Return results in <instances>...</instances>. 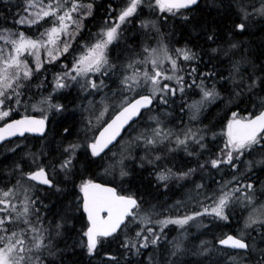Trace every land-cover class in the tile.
Returning <instances> with one entry per match:
<instances>
[{
	"label": "snow or ice",
	"instance_id": "obj_1",
	"mask_svg": "<svg viewBox=\"0 0 264 264\" xmlns=\"http://www.w3.org/2000/svg\"><path fill=\"white\" fill-rule=\"evenodd\" d=\"M144 3L145 0H126L118 13L109 4L108 14L112 16V20H105L96 33L81 41L77 51L74 42L83 34V20L92 15L94 3L85 5L82 0H23V6L17 12L19 19L15 20V24L26 25L28 30L34 26L38 35L32 37L26 35L25 31L0 29V40L4 41V45L0 46V141L16 136L23 138L25 133L44 134L48 119L46 113H62L66 110L65 104L53 103V93L79 85L81 92L94 96L107 87L104 79L114 78V81H118V86L112 90L111 95L102 96L99 102L90 100L87 106L81 105L87 113L82 125L86 141L85 156L92 163L107 156L110 148L116 147L114 142L127 133L128 139L120 140L119 149L109 157L111 163L106 167V172L114 174L118 169L120 177L129 175L126 160L135 146L144 151V155L139 158L141 169L145 163L159 168L154 173L157 188L162 184L167 190L169 181L173 178L187 180L197 172L207 170L223 172L230 169L236 174L230 179L217 182V187L210 191L205 184L196 183L194 189L189 191L187 202L177 201L175 205L164 209L170 212L175 208V216L167 215L155 221L153 216H160L162 213L156 211L155 205L143 208L142 199L135 193L121 195L116 187L96 183L93 179H83L78 185L73 183V188H78V193L74 205L69 201L67 210L70 212L75 207V211L79 212L82 208L83 214H86L87 227L83 231V237H86L87 242L84 245L82 239L81 244L86 247L87 253L92 255L97 250L101 238L112 237L124 230L121 247L139 254L149 246H157L168 225H176L180 229V235L171 242L172 249L167 258L168 264H175L173 258L183 251L186 226L205 217H210L213 221L230 222L238 208L242 214L247 212L243 217L242 227L235 234L222 233L214 238V243L202 240V252L198 254L214 256L215 259H210L209 264H220L221 260L223 264H264V247H260L264 245V203H258L255 179L248 176L257 165L264 171V98H260L262 110L258 114L240 117L236 111L231 113L222 132L223 146L215 153L211 151L209 144L215 143L217 133L212 132V139L208 141V133L211 132L208 125L165 128V121L161 116L168 113L153 111L157 99L160 102L157 107H166L170 100L175 102L178 92L183 96L186 87L194 85L199 89L200 98L191 103L185 100L180 111L183 113L187 109L190 114L189 122H196L204 106L221 95L215 83L218 73L212 70L199 73L195 67L186 72L181 67V60L192 61L197 58V54L187 45L176 48L173 52L164 42L165 37L157 21L152 19H142L138 23L145 30L146 36L148 33L155 35L156 44L153 46L146 41L140 52L132 53L123 60L117 57L116 62H113L110 59V46L119 41L122 26L129 23L130 18L134 19V14H138V9ZM197 4L198 0H147V6L153 11L159 9L161 13L167 12L173 16L180 15L182 11H190L191 6ZM258 4L257 7L255 2L245 3V0H234V3L229 4V8L235 9V17L240 21L233 24L234 32L242 34L253 16L264 18V0H258ZM182 19L187 21L189 17L183 16ZM49 21L50 26L40 30L42 24H48ZM207 40L215 43V32L207 35ZM238 47L237 43H230L227 48H212L211 52H223L227 58ZM26 54L34 58V68L25 58ZM69 54L72 55L71 66L62 65L64 70L53 75L52 92L48 95L41 92L37 98V93L32 92V81L45 68V58L48 64L59 63L61 58L67 59ZM242 62L232 61L229 77H220L221 80L230 79L233 82L235 91L229 92V97L252 92L257 86V80L264 85V78L261 77L248 76L247 83L245 77L236 79ZM97 75L104 77L99 83L92 78ZM195 75L201 77L200 82L193 80L192 84H186L187 77ZM206 81L213 83L208 86ZM42 84L43 82L36 85L38 92ZM228 103H232V100L229 99ZM29 104L45 115L39 119L30 115H22L19 119L11 118L20 106L27 109ZM255 107L254 104L253 111ZM146 114L145 126L140 127ZM63 131L66 135L71 134L68 127ZM165 145L168 146L167 154L183 149L187 157L195 158L196 166L175 172L171 167H160V162L166 155L158 149ZM22 147L27 146L15 145L7 151L15 153ZM80 147L79 143L64 146L60 152L63 158L58 164H53L51 170L46 164H38L39 158L32 152L25 155L31 156V166L35 170L25 172L22 162L14 164L10 175L16 177L15 183L9 180L10 186L6 184L0 187V264H45V254L53 255L50 251L51 223L45 227L46 217L37 208L38 202L46 209L47 205L35 198L34 190L39 186H47L49 190L55 189L56 193H63L65 190L56 183L53 176L62 172L65 174L64 183L69 182L75 174L74 162ZM205 152L208 155L201 160L200 157ZM254 153L258 159L243 161L245 155L252 156ZM242 162L246 165L245 172L240 171ZM259 191L260 195H264V184ZM188 202L193 205V209L199 210L189 211ZM181 208L185 209L183 215L180 214ZM130 224L138 225V230L133 235L128 234L131 231ZM155 226L160 231H156ZM60 227L61 224L57 223L56 228ZM253 232L256 233L255 236L252 235ZM230 251L236 255H228ZM109 259L116 261L117 258L109 255ZM147 264H153L151 256Z\"/></svg>",
	"mask_w": 264,
	"mask_h": 264
},
{
	"label": "trees",
	"instance_id": "obj_2",
	"mask_svg": "<svg viewBox=\"0 0 264 264\" xmlns=\"http://www.w3.org/2000/svg\"><path fill=\"white\" fill-rule=\"evenodd\" d=\"M82 2L85 5L88 3H94V8L92 10V15L85 17V21H83L84 26L82 29L83 34L78 40L74 42V46L89 38L90 34L95 33V29L99 27V23L103 18L104 21L112 20V16H110L107 12V7L109 4H112V6L117 9L118 12V10L124 6L126 0H82ZM253 2L259 6L258 0H245V3ZM232 3H234V0H200L197 5L191 8L190 11H182L181 14L177 16H173L172 14L166 12L158 13L156 9L154 12L147 13L144 6H142L140 9H138V14H134V19L130 18V22L122 26L121 37L118 41V44L112 46V56L113 53H118V47L120 50H122L120 51L119 55L116 54L115 56H120L119 58L122 59V54L125 55L127 49L131 53H137L140 52V45L143 42L148 41L151 45L154 43V35L152 33H148L146 36L144 34L145 30L139 27L138 21L142 20L144 17V19H156L158 24L162 27L161 32L164 34V37H166L165 39H168L169 42L173 43L175 46L177 44L181 48L187 45L188 48L197 54L196 59L188 62L191 65L190 70L193 67L197 68L199 73H205L209 70H212L217 72L218 76L223 75V77L228 78L231 62L235 60H242L243 62L240 65L241 71L239 76L236 77L237 80H239V78L242 76L245 77V82L247 83L248 76H253V78H264V71H262V69H264V18L253 16L247 22V29L242 34L238 31L234 32L233 24L239 23L240 21L235 17V9L229 8V4ZM22 6L23 0H0V29H11L10 27L15 25L13 20L19 18L17 12L18 8H21ZM145 14L151 15H147L146 17ZM113 15H115V13ZM183 16H188L189 19L185 21L182 19ZM50 23L51 22L49 21L48 24H42L41 29L43 30V28L48 27ZM213 32H215L217 36L215 43L207 40V35L212 34ZM27 34L38 35V31L33 26L31 30H27ZM149 34L153 36H149ZM230 43H237L239 47L234 49L227 58L224 57L223 52H211L212 48H227L228 44ZM76 50L78 51L79 49L77 48ZM112 56L110 55V59ZM116 57L112 59H116ZM71 59V54L67 56V59L62 58L64 64H68V66L71 65ZM45 65V68L41 70L32 81V92H38L36 85H40L42 82V87L39 90L40 93L52 90L51 73L60 70L61 65L58 66L57 64L55 67H51L50 64L47 63H45ZM187 78H192L198 83L201 79L199 75L188 76ZM226 82L227 83L225 84H219V89L217 88V90L220 91L222 98L201 112L202 117L199 118V121H201L204 125H208L210 128L218 130L224 128L225 124L227 123V119L231 116L233 111L238 112L240 117H246L249 114L254 115L262 108L260 103H258L260 98H264V85L261 84L260 80H257V86L252 92H244L240 97H229L228 93L235 91V89L232 85V80L226 79ZM212 83L213 81H206L208 86H211ZM64 96H67V98L66 101H64L66 110L63 113L67 112L70 108H72V110L76 113L74 106L77 104L72 100L70 94ZM180 97L181 96L177 94L175 97V102L173 103V101L170 100L168 106H166L170 114H176L177 112L180 113V108L184 103L181 101ZM229 99L232 100V103H228ZM254 104L256 107L253 111ZM13 107H15V105ZM245 109H247V111H245ZM22 111L24 113H28V107L26 109L24 106H20L17 112H20L21 114ZM180 116H183V113H180ZM170 117H166L165 119L163 118V120L167 122ZM174 119H178V117L175 116ZM82 121V116L79 113L76 114V116H74L72 113H67L63 117L57 118L55 121L48 120V129L43 137L33 138V136H30V140H28L26 137L29 135H27L23 138L12 140V143L10 144L12 148L15 145H26L27 147H22L20 151H16L15 153L7 151V149H10L8 148L10 145H8L7 148L0 150V176L2 174H8L6 178H0V187L8 184L9 180L11 183H15L14 180L16 177L13 175L9 176V174L12 172L15 163H21L22 159L25 160L26 157L31 158V156H26L25 153L32 152L36 154H45L50 156V159L46 161V165L50 167L51 164H55L56 160L59 159L58 153L61 150L63 143L72 139L75 137V135H77V133L81 132ZM66 127L70 128V135L64 134L63 130ZM44 139H47L45 146H40V144L37 145L39 141ZM16 141L17 144H14ZM8 143H10V141ZM55 151L57 153L53 155ZM85 152L86 149H83L78 154L73 168V172L75 174L71 176L68 183H64L65 180L57 181V179H54L56 183L65 190L63 193H56L55 189L49 190L48 188L41 186L35 195V198H38V201H42L43 205H47L46 209L45 207L41 206L40 202L37 203V208H39L40 211H47V214L45 213L47 215V224L50 222L51 228L56 227L57 223L61 224L60 240L62 239V245L57 247L59 252H56L57 259L54 260L55 262L49 263L147 264V262H144L137 254L129 252L128 250L121 247L124 240V236H122L120 233L121 231H119L118 234H114L111 238H101V243L98 245L97 250L92 255H89L87 251L84 250V246L82 245L79 250H76L78 240L81 242L83 239L85 244L83 231L87 227V221L85 215L82 212V208L79 212L75 211V207H73L72 211L70 212L67 210L69 201H72L74 205L76 195L78 193V188L74 189L73 183L78 185L81 180L88 178L95 181L97 180L112 184L119 192L135 193L138 198L142 199L143 208H148L150 205H155V203L157 204L158 202L159 204L166 203V201H163L166 194H164V196L161 198L158 197V194H160L161 191H159L157 185H155L157 184V181L154 179L155 176L154 173H152V168H150V166L145 164L144 168L141 169L139 164H134V162H131L126 167L129 175L122 177V180L119 182L111 180L106 181L99 177H95L101 168L100 164L103 157L101 159H97L95 163H92L91 160L85 156ZM172 163L179 164V159L172 158ZM32 168L35 170V168L32 166L28 169V171L32 170ZM248 176L254 177L256 186L261 188V185L264 184V171H261L260 167L252 169ZM178 190L179 189L177 187L175 190H170V192H176ZM244 214L245 212L242 214L237 208L234 218L242 219ZM155 217L153 216V221H155ZM155 227L156 229L158 228V226ZM225 227L228 228V225L226 224ZM136 231L137 230L134 232L130 231L128 234L133 235ZM228 231L233 234L236 233L232 232L231 229ZM217 234L211 238L212 241L221 233L218 232ZM169 237L170 235L168 236L167 234L163 233L160 239V259L153 251V246L149 247L151 250L149 254H145L147 257L146 259H148L149 256H152L153 264H157L156 260H158L160 264H168L167 258L170 255L172 244L165 241ZM174 237L177 236L174 235ZM188 242V244L185 243L186 246H183L184 251L173 258L175 264H209L210 259H215L214 256L207 257L205 255L198 254L202 252V249L200 248V242H198L196 238L189 240ZM197 250L199 252H196ZM109 255L116 257V261L110 260ZM220 264H223V262L220 261Z\"/></svg>",
	"mask_w": 264,
	"mask_h": 264
},
{
	"label": "rangeland",
	"instance_id": "obj_3",
	"mask_svg": "<svg viewBox=\"0 0 264 264\" xmlns=\"http://www.w3.org/2000/svg\"><path fill=\"white\" fill-rule=\"evenodd\" d=\"M147 3H146V0H145V4L143 5L144 7H145V11L146 12H148V13H150V12H154L152 9H150L147 5H146ZM258 7V6H257ZM250 11H251V9H249ZM156 11L159 13L160 12V10L159 9H156ZM118 13V12H117ZM167 13V12H166ZM146 15V17H147V15H151V14H145ZM107 16H108V14H107ZM19 19V18H18ZM17 18L15 19V20H18ZM15 20H13V23H15ZM152 20H156V19H152ZM83 21H85V20H83ZM157 21V20H156ZM103 23H104V18L102 19V21L99 23V27H97V29H95V33L103 26ZM157 23H158V21H157ZM50 26V25H49ZM158 26H160L159 24H158ZM11 28V30H13V31H16V32H19V31H25V33H26V35H28V36H32V37H35L36 35H29V34H27V26L26 25H17V24H15L14 26H11L10 27ZM1 29H4V28H1ZM161 29H162V27L160 26V31H161ZM40 30H42V29H40ZM149 36H153V35H151V34H149ZM121 37V36H120ZM154 37H155V35H154ZM164 42L169 46V48L171 49V50H173V52H174V50L176 49V48H181L180 46H178L177 44H176V46L173 44V43H171V42H169L168 41V39H165L164 40ZM169 42V43H168ZM145 42H143L141 45H140V50H141V46H143V44H144ZM116 44H118V42H115L113 45H116ZM156 44V37L154 38V43L152 44L153 46ZM4 45V41L3 40H0V46H3ZM78 45L79 44H77L75 47H76V49L78 48ZM112 45V46H113ZM112 46H110V55L112 56ZM121 46H123V45H121ZM122 50V49H121ZM120 48L118 47V53H113V56H112V58H115L116 56V54H120ZM121 54H122V52H121ZM132 53L127 49V52H126V54L125 55H123L122 54V59L121 60H123L126 56H128V55H131ZM117 57H120V56H117ZM116 57V58H117ZM25 58L28 60V61H30V66H32L33 68H34V58L33 57H31V56H28L27 54H26V56H25ZM111 58V59H112ZM113 60V62H116V59H112ZM45 63H47V60H46V58H45ZM48 64V63H47ZM57 64H58V66L59 65H61V69L60 70H58V71H54L53 73H51V79H52V82H53V75L55 74V73H57V72H61V71H63L64 69L62 68V65H64V61L62 60V58L60 59V62L59 63H52V64H50V66L51 67H55V66H57ZM71 66V65H70ZM69 66V67H70ZM190 64L188 63V62H183L182 60H181V67L182 68H184L185 69V71L187 72V71H190ZM182 75H184L185 73H181ZM220 75H222V74H220ZM220 77L221 76H218L217 75V77L215 78V83H216V87L218 88V86H219V84H225L226 83V79L225 80H221L220 79ZM222 77H223V75H222ZM93 79H95L96 81H97V83H99V81L101 80V79H104V77H102V76H99V75H97V76H94V77H92ZM186 80H188V81H186V84H192V81H193V79L192 78H187ZM190 82V83H189ZM104 83H105V85H107V87L106 88H104V89H101L100 91H99V94L98 95H94V96H92V95H88V94H86V93H83V92H81L80 91V88H79V85H76L75 87H73V88H68V89H63V90H61V92L60 93H53V96H54V100H53V103H56V102H59V103H63L64 104V101H66V98H67V96H64V95H67V94H70V96H71V98H72V100L77 104V105H75L74 106V110L76 111V113L72 110V108H70L67 112H65V113H54L53 111H49V112H47L46 114H47V117H48V119L47 120H51V121H55L57 118H61V117H63L64 115H66L67 113H72L74 116H76V114H80L81 116H82V125H83V122H84V118L86 117V115H87V113L84 111V108L83 107H81V105H84V106H87L88 105V102L90 101V100H92V101H94V102H99L100 101V99H101V97L102 96H104V95H111V93H112V90L113 89H116L117 88V86H118V81H114V78L113 79H104ZM196 83H198V82H196ZM233 85V84H232ZM219 89V88H218ZM187 91V92H186ZM52 92V90H48V91H46V92H42L44 95H48L49 93H51ZM37 93V98L39 97V95H40V92H36ZM197 93V94H196ZM177 94H179L180 96H181V94L178 92ZM28 95H30V94H28ZM186 96V97H185ZM27 98V96L25 97V99ZM181 98V101H185V100H187V102L188 103H191L193 100H198L199 98H200V96H199V89H197V88H195V86L193 85L192 87H190V88H187L186 87V90H185V95H183V96H181L180 97ZM222 98V96L220 95V97L218 98V99H216V100H214V101H211V102H209L207 105H205L204 106V108H203V110H205L207 107H209L210 105H212L213 103H216V102H218V100H220ZM72 101V102H73ZM160 104V102H159V100L157 99V101L155 102V105H154V107H153V111L155 112L156 111V113H164V112H166V113H168V115H165V116H161V118L163 119V118H166V117H168L169 115H170V113H169V111L167 110V107H164V106H159V107H157L158 105ZM184 104V103H183ZM183 104H182V106L181 107H183ZM13 106H14V104H13ZM156 108V109H155ZM202 110V111H203ZM160 111V112H159ZM181 113V112H180ZM180 113L179 112H177L176 114H172L171 115V117H170V121H167V122H165L164 123V127L165 128H183L184 126H188V127H203V123H201V121H199V119L196 121V122H193V123H190L189 122V117H190V114H189V112H188V110L187 109H185V111L183 112V114H184V116H186V117H184V116H180ZM21 114H35V115H38V116H40V117H43L44 115H45V113L44 112H42V111H40L39 109H33L32 107H31V104H29L28 105V113H24L23 111L21 112ZM151 114V113H150ZM175 116H177L178 117V119H174V117ZM110 117V116H109ZM108 117V118H109ZM200 117H202V115H201V113H200V116H199V118ZM187 118V119H186ZM172 119H173V121H172ZM147 120V114H146V116L143 118V120L140 122V127H144L145 126V124H144V121H146ZM181 120V121H180ZM165 121V120H164ZM187 122V123H186ZM179 125V126H178ZM226 125V124H225ZM178 126V127H177ZM221 131V130H224V128H222V129H214V128H211V132L212 131ZM209 134H210V132H209ZM208 134V137L210 138V135ZM88 135H91V133H89ZM126 135V136H125ZM133 135H134V133H133ZM122 137H124V139L123 138H119V140H118V142L117 143H115L116 144V148L115 147H113L112 149H110L109 151H108V154H107V156H104L102 159H101V164H100V166H101V168H100V170L97 172V174H96V176L95 177H99V178H101V179H103V180H106V181H109V180H111V181H115V182H119V181H121L122 180V177H120V175H119V170L117 169L116 170V172L113 174V173H111V172H106L105 171V169H106V167L108 166V164L109 163H111V161L109 160V157H111V155H112V152H115V151H117L118 149H119V141L120 140H124V141H126L127 139H128V135L125 133ZM126 137V138H125ZM208 138V139H209ZM212 138V137H211ZM75 140H77V141H75ZM46 142H47V139H44V140H41V141H39L38 143H37V145L38 144H40V146H45V144H46ZM69 143H79V144H81V147L79 148V149H77V156H78V154L83 150V149H86V141H85V133H84V131L83 130H81V132L80 133H77V135H75V137H73L72 139H70V140H67L66 142H64L63 143V146H62V148H61V150L59 151V153H58V157H59V159L58 160H56V162H55V164H58L59 163V160L60 159H62L63 157H61L60 156V152L62 151V149H63V147L64 146H66L67 144H69ZM118 146V147H117ZM31 147H32V141H31ZM134 148L133 149H135V150H133L132 149V151H131V153H130V155H129V158L126 160V167H127V165H129L130 164V162H133V158L135 159V162H134V164H139L140 163V157L141 156H143L144 155V151L142 150V148H136L135 146H133ZM168 146L167 145H165V146H162V148L160 147L159 149H158V151H163V152H166V148H167ZM8 148H11V146H9ZM140 150V151H139ZM183 150V149H182ZM136 151V152H135ZM177 151H181V149L180 150H177ZM142 152V153H141ZM57 152L55 151L54 152V154L53 155H55ZM133 155V156H132ZM141 155V156H140ZM186 155V154H185ZM131 156V157H130ZM37 157L39 158L38 159V164H40V163H45V164H47L46 163V161H48L49 159H50V156H47V155H45V154H37ZM188 158H190V157H187L186 156V158H184L182 161H180L179 162V164H176L175 166H172L171 168L174 170L175 168H177L178 166H180V165H184L186 162H188V161H190L191 159H188ZM259 157H256L255 156V153L252 155V156H247V155H245L244 157H243V161H248V160H250V159H258ZM132 159V160H131ZM130 160V161H129ZM164 161V162H163ZM127 162H129V163H127ZM146 165H148L147 163H145ZM162 164H165V160H162L161 162H160V167H163L162 166ZM32 165V159L31 158H29V157H26L25 158V160H23L22 159V166L24 167V171L25 172H27L28 171V169L30 168V167H32L31 166ZM52 164L50 165V167H48L49 168V170H51V168H52ZM148 166H150L151 168H152V173H155V171H158L159 170V168H154V166L153 165H148ZM34 167V166H33ZM245 167H246V165H245V163H241L240 164V171L241 172H245ZM256 167H260L261 168V166H259V165H257V166H255L254 168H256ZM35 168V167H34ZM253 168V169H254ZM104 169V170H103ZM127 169V168H126ZM185 169V168H184ZM32 170H33V168H32ZM30 171V170H29ZM176 171H179V170H177L176 169ZM207 173V171H204V172H202V173H198V174H194V176L193 177H189V178H187V180H176L175 178H173L171 181H169V188L166 190L165 188H164V186L161 184L160 186H159V191H164V192H170V190L173 188V187H177V185L178 184H182V187L180 188V187H178V191H176L175 193H179V194H183V195H186V194H189V191L191 190V189H193V184L195 183V181H196V177L197 176H201L204 180H205V174ZM102 174V175H101ZM234 174H236V173H234L232 170H230V169H225L224 171H223V175H224V178L223 179H230L231 178V176L232 175H234ZM249 174V173H248ZM7 175L8 174H2L1 176H0V178H6L7 177ZM9 176H10V174H9ZM8 176V177H9ZM14 176V175H13ZM117 176V177H116ZM15 177V176H14ZM53 179H57V181H62V180H65V174L64 173H62V172H60V173H58V175H55V176H53ZM86 179H88V178H86ZM154 179H155V177H154ZM242 182H244V181H242ZM33 183H35V182H33ZM155 185H157V184H155ZM176 185V186H175ZM8 186H10V185H8ZM179 186V185H178ZM40 187L41 186H39V187H37L34 191H35V195L37 194V192L39 191V189H40ZM215 187H217V185H216V183L215 182H213V184L212 185H209L208 187H207V190H211V189H213V188H215ZM256 188H257V196L259 197V199H258V203H264V195H260V187H258V186H256ZM38 189V190H37ZM122 194H129L128 192H122ZM151 206V205H150ZM149 206V207H150ZM155 206H156V211L157 212H160V213H162V215H160V216H154L155 217V220H157V219H161V218H163V216H167V215H171V216H175L176 214H175V208H173L172 209V211H170V212H168V211H164V209H167L169 206H172V204H171V201H166V203H164V204H159V202L156 204L155 203ZM161 206V207H160ZM40 213H41V215L42 216H45L46 217V219L44 220V224H45V227H48L49 226V224H47L48 223V221H47V215L45 214V212H43V211H40ZM247 215V213L245 212V214H244V216H246ZM244 216H242V219H243V217ZM242 219H235L234 218V216H232V218H231V220H230V222H221V221H213L210 217H205V218H203L202 220H197V221H195V222H191L188 226H186V229L184 230V235L186 236V240L184 241V245L186 246V244L185 243H189L188 241L189 240H192V239H194V238H196V240L198 241V242H201L202 240H204V241H211V238L212 237H214V235L215 234H217L218 232H221V231H224L225 233L229 230V229H231V231H238V230H236V229H233L234 227H235V225L236 224H241V226L240 227H242V225H243V220ZM228 225V228L227 227H225V225ZM232 224V225H231ZM153 226V225H152ZM130 228L131 229H133V230H131V232L133 231H135V230H138V225L137 226H131V224H130ZM226 228H227V230H226ZM216 229V230H215ZM156 230H158V231H160V229H156ZM210 230V231H209ZM57 231V232H56ZM176 231V232H175ZM214 231V232H213ZM51 232H52V248H51V252L53 253V255H47V254H45V264H50L49 262H55L54 260L55 259H57V253L56 252H59V250H58V246H60V245H62V240H60V234H61V227L59 228V229H57L56 227H53V228H51ZM56 233V236L54 235ZM121 235L122 236H124L125 235V232H124V230H123V232H122V230H121ZM163 233L164 234H167L168 236L170 235V237L165 241V242H168V243H171L172 242V240H174V238H176V237H174V235L175 236H179L180 235V229H178V227L176 226V225H168L164 230H163ZM59 234V235H58ZM252 234H254L253 236H255V232H253ZM54 237V238H53ZM165 237V236H164ZM171 237H174V238H171ZM84 239H85V244L84 245H86V237H84ZM56 241V242H55ZM213 242V241H212ZM81 242H79V240H78V242H77V247L78 248H80L81 247ZM54 246V247H53ZM209 246H211V245H209ZM260 247H264V245H260ZM56 248V249H55ZM84 250H86V247L84 246ZM151 251V250H150ZM183 251H184V248H183ZM183 251H181V252H183ZM196 252H198V250L196 251ZM190 253V252H189ZM190 254H192V253H190ZM228 255H236V253L235 252H232V251H230L229 253H228ZM206 256V255H205ZM47 257V258H46ZM159 258H160V256H159ZM227 257H224V259H226ZM49 259V260H48Z\"/></svg>",
	"mask_w": 264,
	"mask_h": 264
},
{
	"label": "flooded vegetation",
	"instance_id": "obj_4",
	"mask_svg": "<svg viewBox=\"0 0 264 264\" xmlns=\"http://www.w3.org/2000/svg\"><path fill=\"white\" fill-rule=\"evenodd\" d=\"M15 108V107H14ZM20 112H15L14 114H12L11 115V118H16V117H18V116H20V115H24V114H20ZM212 132H215V133H217V137H216V141H215V143H211V144H209V147H210V149H211V151L213 152V153H215V152H218L219 151V147H222L223 146V143H224V136H223V134H222V132H223V130H221V131H212ZM212 132H210V137L212 136L211 135V133ZM26 138H28V140H30V136H28V137H26ZM212 138H209L208 139V141H210ZM17 140V139H16ZM207 142V141H206ZM12 142L10 141V143H8V142H6V143H3L2 145H0V150H3L4 148H7L8 147V145H10ZM14 144H17V141L14 143ZM11 146V145H10ZM12 148V147H11ZM161 151V150H160ZM162 153H165V155H166V158L164 159L165 160V164H162V166L164 167L165 165L167 166V167H172V165L173 166H175L176 164H174V163H172V157L173 158H175V159H179V162L180 161H182L184 158H186V155H185V152L182 150V152L181 151H176V152H174V153H171V154H167L166 152H163V151H161ZM178 152V153H177ZM207 152H205L204 153V155L203 156H201L200 157V159L201 160H203L207 155H208V153L206 154ZM179 154V155H178ZM174 155V156H173ZM183 158V159H182ZM188 159H191L190 161H188V162H186L184 165H180V166H178L177 168H175L173 171L175 172L176 171V169L177 170H179V171H181V170H187V168H190V167H194V166H196V160H195V158L194 157H192V158H188ZM185 168V169H184ZM199 172H197L196 174H198ZM154 176H155V174H154ZM223 178H224V175H223V172H216V171H211V170H207V173L205 174V180L201 177V176H197L196 177V181H195V183L193 184V189H194V186H195V184L196 183H203V184H205L207 187L209 186V185H212L213 184V182H215L216 183V185H217V182H219V181H222L223 180ZM179 185V187L181 188L182 187V184H178ZM178 185H177V187H178ZM177 187H173L171 190H175ZM164 194H166L165 195V197H164V200L163 201H171V204L172 205H175V203L177 202V201H186L187 202V197H188V194H186V195H183V194H179V193H175V192H164V191H161L160 192V194H158V197L159 198H161V197H163L164 196ZM187 209L189 210V211H191V210H199V208H195V209H193V205L190 203V202H188L187 203ZM184 211H185V209L184 208H181V210H180V214L181 215H183L184 214ZM175 214H177L176 212H175ZM239 225L240 224H236L235 225V227L233 228V229H238L239 230ZM158 229H159V227H158ZM121 231V230H120ZM228 233L230 232V231H227ZM226 232V233H227ZM232 232H236V231H232ZM221 234L222 233H224V231H221L220 232ZM220 234V235H221ZM219 235V236H220ZM113 237V236H112ZM109 238H111V237H109ZM211 241H212V239H211ZM213 243H214V240H213ZM161 245V242L159 241V244L157 245V246H155V247H152V249H153V251L156 253V255L159 257L160 256V249H159V246ZM150 247V246H149ZM76 250H79V248L76 246ZM149 252H150V249L148 248V249H146V250H141V252L139 253V254H137L139 257H141L142 258V260L145 262H147L148 261V259H146V256H145V254H149ZM181 253V252H180ZM187 253H189V252H187ZM191 257V256H190ZM160 259V258H159ZM222 262H223V260H221ZM156 262H157V264H160L159 262H158V260H156Z\"/></svg>",
	"mask_w": 264,
	"mask_h": 264
},
{
	"label": "bare ground",
	"instance_id": "obj_5",
	"mask_svg": "<svg viewBox=\"0 0 264 264\" xmlns=\"http://www.w3.org/2000/svg\"><path fill=\"white\" fill-rule=\"evenodd\" d=\"M200 1V0H199ZM198 1V2H199ZM145 4V3H144ZM147 5V4H146ZM195 6V5H194ZM194 6H191V8L192 7H194ZM108 8V7H107ZM145 8V7H144ZM108 12V11H107ZM148 13V12H147ZM151 13V12H150ZM145 16V15H144ZM143 19H144V17H143ZM254 19V18H253ZM256 19V18H255ZM252 22V21H251ZM170 23V22H169ZM160 27V26H159ZM145 34V33H144ZM173 34V33H172ZM183 35V34H182ZM166 38V37H165ZM170 39V38H169ZM124 41V40H123ZM137 41V40H136ZM169 43V42H168ZM137 44V43H136ZM130 46V45H129ZM142 47V46H141ZM132 49V48H131ZM137 49V48H136ZM193 51V50H192ZM244 61H245V59H244ZM251 63V62H250ZM200 65V64H199ZM228 70V69H227ZM206 73V72H205ZM228 82V81H227ZM226 82V83H227ZM190 83V82H189ZM231 83V82H230ZM228 85V84H227ZM234 90V89H233ZM187 92V91H186ZM197 94V93H196ZM226 95V94H225ZM186 97V96H185ZM240 97V96H239ZM243 97V96H242ZM247 97V96H246ZM252 99V98H251ZM234 100V99H233ZM219 101V100H218ZM184 102V101H183ZM182 102V103H183ZM259 103V102H258ZM210 104V103H209ZM214 104V103H213ZM225 104V103H224ZM227 104V103H226ZM176 106V105H175ZM225 107V106H224ZM156 109V108H155ZM262 109V108H261ZM260 109V110H261ZM259 110V111H260ZM258 111V112H259ZM160 112V111H159ZM181 112V111H180ZM203 112V111H202ZM257 112V113H258ZM220 113V112H219ZM257 113H255V114H257ZM205 114V113H204ZM254 114V115H255ZM24 115H30V116H36V117H39V118H42V117H40V116H38V115H35V114H24ZM172 114H170L169 116H171ZM22 115H20V116H18V117H16V118H12V119H18V118H20ZM165 116V115H164ZM169 116H168V118H169ZM183 116H184V114H183ZM184 117H186V116H184ZM111 117H109V119H110ZM162 119V118H161ZM165 119V118H164ZM187 119V118H186ZM168 121H170V120H168ZM172 121H173V119H172ZM187 123V122H186ZM202 123V122H201ZM48 120H46V125H47V127H46V130H45V133H46V131H47V129H48ZM210 125V124H209ZM215 125V124H214ZM179 126V125H178ZM177 126V127H178ZM214 131V130H213ZM45 133L41 136V137H43L44 135H45ZM127 134V133H126ZM209 134V133H208ZM27 135H29V136H33V135H31V134H26L25 136H27ZM126 136V135H125ZM218 136V135H217ZM212 137V136H211ZM210 137V138H211ZM17 138H22V137H17ZM17 138H13V139H11V140H7V141H4V142H2L0 145H2L3 143H6V142H9V141H12V140H14V139H17ZM33 138H35L34 136H33ZM121 138H123L124 139V137H121ZM126 138V137H125ZM209 138V137H208ZM122 139V140H123ZM118 140H119V138H118ZM118 142V141H117ZM117 142H115V143H117ZM217 142V141H216ZM120 145V144H119ZM118 147V146H117ZM116 148V147H115ZM134 148V147H133ZM162 148V147H161ZM111 149V148H110ZM133 150H135V149H133ZM140 151V150H139ZM136 152V151H135ZM181 152H182V149H181ZM142 153V152H141ZM178 153V152H177ZM132 154V153H131ZM207 154V153H206ZM179 155V154H178ZM133 156V155H132ZM141 156V155H140ZM174 156V155H173ZM131 157V156H130ZM173 158V157H172ZM171 158V159H172ZM183 159V158H182ZM132 160V159H131ZM84 161V160H83ZM130 161V160H129ZM164 162V161H163ZM127 163H129V162H127ZM131 163V162H130ZM136 163V162H135ZM166 166V165H165ZM173 166V165H172ZM77 168V167H76ZM151 168V167H150ZM104 170V169H103ZM93 175V174H92ZM102 175V174H101ZM117 177V176H116ZM14 182H15V180H14ZM94 182H100V181H95L94 180ZM35 183H37V182H35ZM100 183H102V184H106V185H110V186H112V187H115V186H113L112 184H108V183H104V182H100ZM176 186V185H175ZM42 187H45V188H48V187H46V186H42ZM179 187V186H178ZM69 189V188H68ZM38 190V189H37ZM118 191V190H117ZM119 192V191H118ZM119 194H121V195H126V194H122V192H119ZM44 197V196H43ZM152 201V200H151ZM59 202V201H58ZM46 204V203H45ZM42 209V208H41ZM47 212V211H46ZM45 212V213H46ZM83 212V211H82ZM247 213V212H246ZM47 214V213H46ZM51 215V214H50ZM85 215V214H84ZM85 218H86V216H85ZM86 221H87V219H86ZM232 225V224H231ZM241 226V225H240ZM241 228V227H240ZM67 229H69V228H67ZM216 230V229H215ZM238 230V229H237ZM210 231V230H209ZM57 232V231H56ZM214 232V231H213ZM71 233V232H70ZM225 233V232H224ZM228 233V232H227ZM53 235V234H52ZM55 236H56V233L54 234ZM59 235V234H58ZM218 235V234H217ZM252 235H254V234H252ZM256 235V234H255ZM54 238V237H53ZM60 238V237H59ZM62 240V239H61ZM56 242V241H55ZM62 242V241H61ZM54 247V246H53ZM75 248V247H74ZM56 249V248H55ZM70 249V248H69ZM69 249H67V250H69ZM51 250V249H50ZM70 252V251H69ZM199 252V251H198ZM64 256V255H63ZM74 256V255H73ZM98 256V255H97ZM102 256V255H101ZM152 257V256H151ZM193 257V256H192ZM201 257V256H200ZM203 257V256H202ZM47 258V257H46ZM147 258V257H146ZM192 259V258H191ZM49 260V259H48ZM87 264V263H86Z\"/></svg>",
	"mask_w": 264,
	"mask_h": 264
},
{
	"label": "water",
	"instance_id": "obj_6",
	"mask_svg": "<svg viewBox=\"0 0 264 264\" xmlns=\"http://www.w3.org/2000/svg\"><path fill=\"white\" fill-rule=\"evenodd\" d=\"M199 1V0H198ZM262 110V109H261ZM258 114V113H257ZM36 117V116H35ZM37 119H39V117H36ZM19 119V118H18ZM46 127H47V125H46V122H45V130H46ZM26 134H31V135H33L34 137H41L43 134H41V133H25V135ZM98 134V133H97ZM17 137H19V136H16V137H10V138H7V140H11V139H13V138H17ZM2 142H4V141H0V144L2 143ZM115 143V142H114ZM38 183V182H37ZM96 183H100V182H96ZM102 184V183H101ZM107 186H109V187H112V186H110V185H107ZM47 187V186H46ZM83 211V210H82ZM85 216H86V214H85ZM86 219H87V217H86Z\"/></svg>",
	"mask_w": 264,
	"mask_h": 264
}]
</instances>
